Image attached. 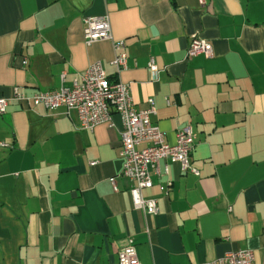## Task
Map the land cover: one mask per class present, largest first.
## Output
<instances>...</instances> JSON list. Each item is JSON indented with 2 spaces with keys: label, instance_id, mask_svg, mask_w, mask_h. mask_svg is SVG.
<instances>
[{
  "label": "crops",
  "instance_id": "obj_1",
  "mask_svg": "<svg viewBox=\"0 0 264 264\" xmlns=\"http://www.w3.org/2000/svg\"><path fill=\"white\" fill-rule=\"evenodd\" d=\"M103 15L113 40L85 45L84 18ZM192 36L211 57H187ZM113 41L124 43L121 71ZM97 61L129 85L136 108L152 98L149 121L168 143L180 128L194 134L199 175L162 161L167 173L142 190L155 215L132 206L116 113L88 131L75 111L12 98L13 87L31 96L70 86ZM0 98V264H114L129 240L141 264L239 249L264 264V0H0Z\"/></svg>",
  "mask_w": 264,
  "mask_h": 264
},
{
  "label": "built area",
  "instance_id": "obj_2",
  "mask_svg": "<svg viewBox=\"0 0 264 264\" xmlns=\"http://www.w3.org/2000/svg\"><path fill=\"white\" fill-rule=\"evenodd\" d=\"M203 5L205 0H198ZM83 41L90 45L97 41L113 40L111 24L108 15L86 17L83 20ZM123 41H113L114 58L112 65L117 71L127 67V55L122 51ZM202 54L212 56V46L209 42L197 36H192L188 47L187 57ZM148 68L157 71L151 58ZM64 74L61 75V82ZM12 98L24 102L28 106H42L47 111H54L63 107L66 112L75 111L80 129L93 131L96 126L112 124V113H116L122 124L120 131L119 158L122 161L121 175L133 182L129 194L134 209L147 215L158 213L155 199L142 196V190L153 184L152 175L167 173L166 164L161 168L162 161H172L179 165L180 171L199 175L191 165L190 153L193 149L194 134L190 127H183L176 131L174 143H168L165 135L149 121L154 113L152 98L148 99V107H135L127 83L120 80H110L101 62L97 61L87 67L73 80L70 86L61 85L58 89L46 92H36L31 96L23 94L19 87H13ZM166 102L170 101L166 99ZM8 99L0 98V114L6 111ZM0 146H7L0 142ZM91 162L90 165H95ZM114 178L111 183L114 185ZM167 192V186H160ZM254 252L250 249H239L225 253L222 257L199 264H254ZM114 264H141L135 246L131 240L119 250Z\"/></svg>",
  "mask_w": 264,
  "mask_h": 264
}]
</instances>
